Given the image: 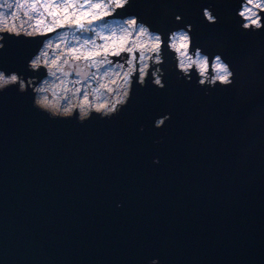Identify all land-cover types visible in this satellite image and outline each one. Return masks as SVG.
Instances as JSON below:
<instances>
[{
    "label": "water",
    "instance_id": "95a60500",
    "mask_svg": "<svg viewBox=\"0 0 264 264\" xmlns=\"http://www.w3.org/2000/svg\"><path fill=\"white\" fill-rule=\"evenodd\" d=\"M244 1L126 0L105 15L157 32L162 58L163 86L157 62L143 82L134 71L109 114H51L28 83L0 90V264H264V7L245 24ZM180 29L226 82L183 72ZM49 33L1 31L0 70L40 81L29 62Z\"/></svg>",
    "mask_w": 264,
    "mask_h": 264
},
{
    "label": "rangeland",
    "instance_id": "374dc122",
    "mask_svg": "<svg viewBox=\"0 0 264 264\" xmlns=\"http://www.w3.org/2000/svg\"><path fill=\"white\" fill-rule=\"evenodd\" d=\"M126 0H64V2L71 4L76 7L77 14L81 15L82 22L85 24L91 20L90 16H84L83 13H80L78 6L81 4L85 5V8L89 7L91 4H100L102 7L96 9V15L92 21L93 24L101 25L103 21H108L106 26H103L100 30H102L105 34L109 33V29L115 26H118L119 22L122 20L126 28L121 32L117 33L116 37H109L110 39H114L116 45L123 44L124 47L131 48L133 52L137 50V56L139 54H143V60L140 61L142 74L140 80L143 82L144 76L146 75L145 69L149 68V65L152 66V71L155 68H158L159 74H157V78L161 80L160 73L162 72V68L159 67V63L161 62V53H160V37L157 32L149 30V28L141 23L137 22L133 16H127L124 18H115V17H105V15L110 14L116 6L122 5ZM57 3V0H2L0 2V13H11L10 15H0V37L1 31L13 32L15 34L23 33V34H37V33H45L47 28H39L34 24V19H28L27 14L32 13L31 5H40V4H50L54 5ZM13 5L12 8H8L7 5ZM264 7V0H245L240 9L241 14L245 18V24H254L257 25L259 23V14L258 10ZM57 15L59 16L63 9H55ZM69 13L73 11L72 8H69ZM45 16L43 19H46ZM48 21L51 20V17H48ZM136 21V22H135ZM53 26V31L48 34V36L44 39L40 48L41 50H45L49 53V56L53 55V50L55 49V44L60 41L56 39L57 33L68 32V26L65 25L63 27ZM58 28V29H56ZM59 28L61 31H59ZM70 33V32H69ZM51 38L53 43V49L46 48L45 41ZM68 40L69 36H68ZM170 46L175 50L177 56V64L181 69L189 68L192 65L195 66L197 71L199 72V77L201 81H214V80H227L229 78L230 71L227 68L226 64L216 56L212 61L211 70L206 71L202 70L201 65L203 63H207L206 55L201 53L199 50H196L193 54L189 50V39L187 31L180 29L174 31L170 37ZM98 43H102V41L98 40ZM1 44V42H0ZM40 50V49H39ZM56 54H59V50H56ZM130 54L127 51L120 52V55H113L111 51L108 55V59L113 62H123L124 58L129 57ZM150 58V62H149ZM44 57L41 59V65L45 67V75L44 77L38 81L36 84H41L44 87V96L50 101L58 100L61 103L65 104H74L77 101V96L81 94V98L85 101V110L88 109H99L105 108L104 111L108 110L109 113L116 111L120 104L123 103L128 94L131 85V74L134 70L129 69L130 71V79L126 84L122 83V77L117 79L115 83L110 82L105 79L101 81L102 83L108 84V87L112 88L113 91L109 93L105 89H101L97 86L96 82H90L92 87L87 89L88 98H83V93H75L73 84L66 81L67 91L64 90L63 85H59L54 77L49 75L53 69L49 68L46 64L43 63ZM99 59V57L97 58ZM31 61V60H30ZM195 61V64H193ZM159 62V63H158ZM127 67V65H126ZM40 65L36 67V70H39ZM185 71V70H184ZM0 72H2L0 70ZM186 72V71H185ZM210 73V75H209ZM12 74V73H10ZM8 74V75H10ZM7 76V75H6ZM50 78H49V77ZM21 77V76H20ZM26 86V81L21 77ZM72 78L68 77L67 80L70 81ZM83 79V77H81ZM31 80V78H28ZM45 80L48 83H45ZM18 84V83H17ZM31 85L32 82H31ZM79 87V85H77ZM119 91H116V89ZM46 94H49L48 96ZM115 104V108H112V105ZM103 106V107H102ZM91 112V111H90ZM89 112V113H90ZM99 112V111H97ZM88 113V114H89ZM87 114V115H88ZM107 114V113H106Z\"/></svg>",
    "mask_w": 264,
    "mask_h": 264
},
{
    "label": "snow or ice",
    "instance_id": "6c2138e0",
    "mask_svg": "<svg viewBox=\"0 0 264 264\" xmlns=\"http://www.w3.org/2000/svg\"><path fill=\"white\" fill-rule=\"evenodd\" d=\"M2 2V0H0ZM8 8H12L13 5H7ZM77 6H73L64 2V0H57L54 5L40 4L31 5L32 13L27 14L28 19L39 18V23L44 22V17H51V23L47 27V31H53V26L63 27L68 26V32L57 33L56 39L59 43L55 44L53 55L49 56V53L45 50H41L33 59L32 62L36 65L41 64V59L44 57L43 63L53 69L49 75L55 78L59 85L64 86V90L67 91L66 81L73 84L75 93H83V98H88L87 89L92 87L90 82H96L97 86L101 89H105L109 93L113 91L108 87V84L102 83L105 79L112 83H115L117 79L122 77V83L126 84L130 79V71L134 70L139 73L137 81L140 82L142 74L140 61L143 60V54L136 55L131 48L124 47L123 44L116 45L114 39L109 37H116L117 33H121L125 28L123 21L121 20L118 26L109 29V33L105 34L100 30L103 26L108 24V21H103L101 25L93 24L91 20L87 24L82 22L81 15L77 14ZM90 8L98 9L102 6L100 4H91ZM69 8L73 11L69 13ZM80 13L87 16L85 11V5L78 6ZM55 9H63V12L58 16ZM11 13H0V15H10ZM95 17V14L93 18ZM69 32L72 34L71 42L68 40ZM102 41V43H98ZM46 48L53 49V43L51 38L44 42ZM56 50H59V54H56ZM111 51L113 55H120V52L127 51L130 56L124 58L123 62H113L108 59V55ZM99 57V59H97ZM127 65V67H126ZM202 70H207V63L201 65ZM145 71H147V66ZM4 73V72H2ZM68 77L72 79L67 80ZM83 77V79H81ZM45 83H48L45 80ZM79 85V87H77ZM42 89H37L40 91ZM116 91H119L117 88ZM115 104L112 108H115ZM103 107V106H102Z\"/></svg>",
    "mask_w": 264,
    "mask_h": 264
},
{
    "label": "bare ground",
    "instance_id": "6f19581e",
    "mask_svg": "<svg viewBox=\"0 0 264 264\" xmlns=\"http://www.w3.org/2000/svg\"><path fill=\"white\" fill-rule=\"evenodd\" d=\"M85 11L88 13L87 16H90L91 17V20H93V16L94 14L96 15V9H93V8H90V7H87L85 8ZM49 19L48 17H46V19H44V22L43 23H39V18L37 19H34V24L39 27V28H47L50 23H51V20H47ZM62 30V29H61ZM60 28H59V31H61ZM69 39L71 42V39H72V34L69 33ZM44 46V44H43ZM42 46V48H43ZM38 50V52L31 58V61L32 59L39 53L41 52V49ZM50 68V67H49ZM158 68H155L153 71H152V74H153V79L154 81H156L158 78H157V70ZM183 70V69H182ZM183 72H185L183 70ZM49 77V76H48ZM50 78V77H49ZM28 83L29 86L32 87V90L34 91V99H35V104H36V100L39 99L43 105V107H40V108H43V109H46L48 112H50L51 114H59V115H67V114H72L75 110V107H76V112H77V115L78 117L82 118V117H85L87 116V114L90 112V111H99V113L101 114H109V111L105 110V108H102L101 110H97L95 108H90L88 110H85L84 106H85V101L81 98V94H79L77 96V101L76 103L74 104H65V103H61L59 102L58 100H53V101H50L49 99H47L45 96H44V87L41 85V84H34V85H31V80H28L26 81V84ZM37 89H42L40 91H37ZM47 96L49 94H46Z\"/></svg>",
    "mask_w": 264,
    "mask_h": 264
},
{
    "label": "clouds",
    "instance_id": "9594fccd",
    "mask_svg": "<svg viewBox=\"0 0 264 264\" xmlns=\"http://www.w3.org/2000/svg\"><path fill=\"white\" fill-rule=\"evenodd\" d=\"M205 15L208 16L209 13L205 12ZM247 26V25H246ZM0 47H2V45H0ZM193 64H195V61H193ZM29 67L31 69H35L36 67H38V65H36L35 63H33L32 61L29 62ZM183 70H185L186 72L189 71V68H184ZM222 82H226V81H222ZM19 84V87H18V91L23 93L25 92V83L24 81L21 79V77L16 74V73H12L10 75H5L4 73L0 72V90H3L5 87L9 86V85H14V84ZM155 83L157 85H160V86H163L162 85V82L160 79H157L155 81ZM201 83H203V81H201ZM36 105L38 107H43L41 101L39 99L36 100ZM83 118V117H82ZM170 118L169 116H164V117H159L157 118V120L155 121L154 125L155 127H162L165 120ZM159 161L158 160H155L154 163H158ZM152 264H158L157 261H153Z\"/></svg>",
    "mask_w": 264,
    "mask_h": 264
}]
</instances>
